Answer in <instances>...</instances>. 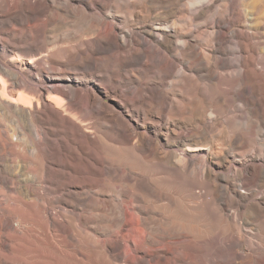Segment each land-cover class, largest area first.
Here are the masks:
<instances>
[{
  "label": "bare ground",
  "instance_id": "obj_1",
  "mask_svg": "<svg viewBox=\"0 0 264 264\" xmlns=\"http://www.w3.org/2000/svg\"><path fill=\"white\" fill-rule=\"evenodd\" d=\"M240 1L10 0L7 11L23 14L17 25L28 39L36 33L32 21L46 16L51 24L62 10L78 16L90 38L50 51L31 45L36 50L30 54L22 37L7 34L14 54L6 62L22 67L0 60V264H264V24H254L263 1L250 4L254 12ZM151 4L170 15L150 25ZM109 9L122 17L118 29L105 14ZM0 12L7 13L1 6ZM133 21L156 42L154 50L133 41ZM130 43L131 55L117 60ZM170 52L192 73L178 74L171 103L145 90L144 81L129 92L120 89L121 71L134 65L133 56L159 67L160 55L164 73L157 79L163 83L175 68ZM142 71L133 70L136 76ZM42 73L59 78L41 80ZM70 73L95 79L115 104L92 88L73 86ZM214 93L221 108L239 102L244 112L240 122L227 119L231 130L215 134L238 150L235 164L227 160L229 150L214 144L197 149L216 126L211 116L220 113L205 105ZM121 105L133 107L145 124L165 121V144L151 140L146 129H128ZM18 136L29 154L19 149ZM227 163L233 181L221 168ZM153 166L164 176L147 170ZM14 169L23 180L10 173ZM170 186L187 188L189 201ZM92 206L108 212L102 239L80 229L81 211Z\"/></svg>",
  "mask_w": 264,
  "mask_h": 264
},
{
  "label": "rangeland",
  "instance_id": "obj_2",
  "mask_svg": "<svg viewBox=\"0 0 264 264\" xmlns=\"http://www.w3.org/2000/svg\"><path fill=\"white\" fill-rule=\"evenodd\" d=\"M76 1H78V2H86V0H76ZM254 1L255 0H241L240 1V5H241V7H245L246 6L249 11H253L254 12L255 10H253L250 7V4H252ZM262 1H263L262 5L259 8H257L256 11L254 12V14H255L254 16L255 17L257 16V18H258V20H257L258 24H257V22H254V24L257 27L263 26V24H264V0H262ZM11 3H10V0H2V1H0V6L3 7L5 9V11L7 12V13L0 12V42H1L0 43V58H1L0 60L5 65H8V67L10 66V67L18 68V67H22V66H19L20 65L19 63L14 64V62H9V63L6 62V60H9L11 57H13V54H14L13 49L9 48L6 45V43H5V41H8V38H7L8 35L7 34L11 35L12 37H17V38H19V37L21 38L22 37L21 40L24 41L25 44H27L28 46H31V45L34 46V45L37 44L36 46L39 47V48H42V50H44V51L54 50L56 48H60V47H63V46L64 47H66V46H69V47L70 46H75L79 42L85 41L88 38H90L89 31L86 28L82 27L79 17L71 15V13H68L67 11L62 10V12H58V14L56 16H55V14L52 15V20L53 19L54 20L53 21L51 20V24L49 23L50 21H48L46 19V16H41L38 19H35L34 21H32L31 25H33V24L35 25V27L32 26L34 28L33 35H34L35 32L36 33H35V35L33 36L32 39H28V38H26V36L28 35V32L20 30L19 26L17 25L18 23L21 22V20H23V14H21V12L19 10L17 12L7 11V6H9V5L11 6ZM183 4L184 3L180 4V8L183 7ZM218 4H221V2H219ZM242 5H244V6H242ZM164 6H166V4H164ZM151 7H154V8H152V10H151L152 14L150 15L151 16L150 17V20H151L150 25L151 24L152 25L153 24L157 25L160 22V20L165 19V18H167L170 15L168 12H164L163 13V9H158L157 8L158 7L157 4H151ZM48 12L51 13L50 10H48ZM46 14H48V13H46ZM105 14L108 17V20L114 21V23H115V25H116V27L118 29V27H120V25H121L120 23L122 22V17L119 16L117 13H115L111 9L105 11ZM178 16H180V15H177V17ZM251 17L250 16L248 17L249 20H250ZM19 18H20V20H19ZM173 21H174V17L169 19V23L170 24ZM260 21L262 23H260ZM5 24H7L8 26H6ZM130 25H131L130 29L134 32L133 33V41L134 42H138L141 45V47L144 48V49L150 48L151 50H154L155 49L154 47L157 46V44H156L155 41H149L148 37H146L144 35L143 28L141 27L142 24L140 25V23H136V22L133 21V22L130 23ZM12 27H14V28H12ZM234 28L235 29H240V28H237V27H234ZM260 28H261L260 32H264V26L260 27ZM248 32H252V30H249ZM86 33H88V35ZM41 37H42V39H40ZM1 38H2V40H1ZM226 44H225L226 46H231V45H229V43H226ZM2 46L5 47V50L3 49ZM33 46H31V48H29V49L27 48L25 51L27 53H30V54L35 52L34 50H36V49ZM130 47H133V43H130V46L125 49L126 53L130 50ZM126 53H124V51H121V52L119 51L118 55H116V59L117 60H119V59L122 60V58L126 57L127 55H131L132 51L130 50V52H128L127 54ZM217 56H222V58L227 59V60L231 59V57H232L231 54H226V55L217 54ZM170 57H172L171 60L175 64V65L173 64L175 66V68L171 69V71H173V72L171 73V75L169 77H165V79L163 81V83H165V84H163V83H161V81L159 79H157L158 76H161L164 73V71L160 70L161 64L164 61V60L163 61L161 60L162 57L160 55L156 54V56H155V58L160 63L159 67H157V66L156 67H154V66L146 67L143 64L144 60H146L143 56H138V57L137 56L136 57L133 56L132 60L135 59V61H136L134 63V65L133 66H128L125 69H123V71H121V75H122V78H124V81H122L120 83V89L122 91H124V92H129L128 91V89H129L128 87L135 86L136 83L139 82V81H142V82L144 81L143 82V88L145 90L152 91V92L155 91L154 93H156V97H158V96L159 97H163L164 96L163 97L164 101L167 102V103L168 102L171 103L172 98L174 99V96H172L170 94H172V92H174L173 94L178 93V87L173 86V82L175 83V82L179 81L178 74L181 75L182 73H185V74L188 73L187 75H192V73L190 71H187L186 69H184V67H185L184 63L183 62L180 63L178 61V58L175 56V53L170 52ZM182 69H184L186 71H184ZM133 70H138V71L143 70V71L140 72V75L136 76L135 73L133 72ZM181 70H182V72H180ZM48 75L53 77V78H59V77H57V75H53L51 73H49ZM48 75L46 73H42L41 74V76H42L41 80H46ZM175 76H177V77H175ZM67 78H68L67 79L68 82L71 83L73 86H77V87H79L80 89H83V90H86V88L88 90L90 88H92L94 90V92L98 93V95L102 98L103 101H107L109 104H115L116 101L114 100V97L105 95L103 89L100 88L97 85V81L95 79L93 80L92 78H86V77L82 78L81 76H76L74 73H70V75ZM30 82L33 85H35V86L41 85L40 78L32 77V79H30ZM202 82H205V80L202 81ZM126 88H128V89H126ZM172 89H173V91H172ZM210 95H211V93H210ZM165 99H168L169 101L165 100ZM205 105H206V108L209 107L208 108L209 110H211V107H212V109L214 107H216L220 113H219L218 117L211 116L214 119H211L209 122L210 123L212 122L214 125L216 124V126H214L213 130L210 132L209 137H205L203 140L200 141V143L198 145L200 148L198 147L197 149H201L202 148L201 149L202 151H206V149H209L210 146L212 147V145L214 144L213 146L218 148V149L222 148V150H229L228 159H227L229 162L231 161V163H234L235 159L237 160V161L235 160V162H238L240 160V158L235 155L236 152H238V150H235V146H232V147L229 148L228 146H226V143L223 140V138L220 137V136L218 138V136L216 137L215 134H218L220 131H222V129L224 127H225L223 129L224 131H227V129L229 131V130H231L234 127V124L231 123V122L228 123L227 119L235 118L236 121H238V122H240L242 120V117L244 115L242 113H244V112L242 111L241 104L239 102H235L231 106H229L228 108H224L223 109V108L220 107V104L218 102V96L214 93L213 97L210 100H206L205 101ZM117 109H118V111L122 112L124 121H125L128 129H130L132 131H139V130L146 129L148 134L150 133L149 136H150L151 140L157 138L158 142L160 144H165V142H166L165 140H167V139H166V137L164 135H162V133H164L167 130V128H169V126L165 123V121L158 122V124H156V126L155 125H151V124H145V123L142 122V120L140 119V116L134 110L133 107L128 106V108H126L124 105H121ZM220 116H222V117H220ZM3 120H4L5 124H7L10 127H12V125L10 124V122L6 118H4ZM5 120H7L9 123L7 121H5ZM220 121H221V123H220ZM184 135H186V132H184V134H182L181 136H184ZM18 138H19V149L23 150L24 152L26 151L25 153L29 154V152H27V150H25V149H27L26 148L27 145L24 142L25 137L18 136ZM257 141L258 140H255L252 144L253 145H258L259 142H257ZM21 143H23V144H21ZM24 145H26V146L24 147ZM125 146H129V145L126 144ZM217 146H219V147H217ZM136 154H137V152H136ZM150 154H151L150 152H147V153H145V156L146 157L148 156L147 158L149 160L153 159L152 162L156 163L155 156L152 155V154L150 155ZM207 160L208 161L210 160L209 161L210 164H213L214 160L210 159L209 156L207 157ZM136 165L139 168V164H136ZM230 165L231 164L227 163L226 165L224 164L223 167H221V168L223 169L224 173L228 174L229 181H233V177L234 176H232V175L234 173L233 172H231V173L227 172V168H229ZM147 170L150 173L155 174L156 177H162V176H164V173H165L163 169H161L160 167H155V166H153L151 168L149 167V168H147ZM216 170H217V168H216ZM16 172L18 173V179L19 180H23V177H21L22 172L20 170L14 169L10 173H16ZM223 172H221V173H223ZM219 179H220V181L223 182V180H221V178H219ZM236 185L238 186L239 184L236 183ZM169 188L174 193V196H178V197L180 196L182 198H186V200L189 201L188 198H190V197H189V191H186V190H188L187 188H179L178 186H170ZM237 190H239V192L242 193V194L245 191L244 189H240V188L237 189ZM245 193H246V191H245ZM149 199L152 200V198H149ZM109 203H110L109 205L112 206V203L111 202H109ZM221 203H223V201H221ZM93 207L94 206L89 207V208L84 209V210L80 207L77 210L78 212H80L81 209L83 210V211H81V213L83 212L81 221H82V223L83 222L84 223L80 227V229L85 230L87 233H90L91 235H93L97 239H102L105 236L104 235L105 234L104 230L106 228H108V226H109L108 212L105 209H102V207L98 208L97 206L94 207L93 210L90 209V208H93ZM69 208L71 209V207H69ZM54 212H57V209L54 210ZM99 212H101V213H99ZM86 213H89L90 215L89 214L86 215ZM95 213H97V214H95ZM84 218H86V219H84ZM88 218L89 219L91 218V219L89 220ZM59 220H62V219L60 218ZM91 221H92L93 225H91V223H90ZM84 224H85V226H84ZM90 225H91V228H90ZM103 227H104V229H103ZM95 231H96V233H95ZM113 240H114L115 243H118V244L121 243V240L119 238L115 237V236H114ZM90 255H91V253H90ZM72 264H73V261H72Z\"/></svg>",
  "mask_w": 264,
  "mask_h": 264
}]
</instances>
